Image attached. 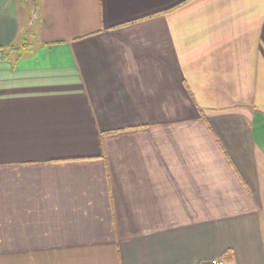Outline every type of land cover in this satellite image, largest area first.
Instances as JSON below:
<instances>
[{
    "label": "crops",
    "instance_id": "crops-1",
    "mask_svg": "<svg viewBox=\"0 0 264 264\" xmlns=\"http://www.w3.org/2000/svg\"><path fill=\"white\" fill-rule=\"evenodd\" d=\"M211 258L264 264V0H0V264Z\"/></svg>",
    "mask_w": 264,
    "mask_h": 264
},
{
    "label": "trees",
    "instance_id": "trees-1",
    "mask_svg": "<svg viewBox=\"0 0 264 264\" xmlns=\"http://www.w3.org/2000/svg\"><path fill=\"white\" fill-rule=\"evenodd\" d=\"M26 44V38H19L18 41L12 43L10 46H9V50L12 51V50H15L16 51V56L17 57H20L21 54H22V46H25Z\"/></svg>",
    "mask_w": 264,
    "mask_h": 264
},
{
    "label": "built area",
    "instance_id": "built-area-1",
    "mask_svg": "<svg viewBox=\"0 0 264 264\" xmlns=\"http://www.w3.org/2000/svg\"><path fill=\"white\" fill-rule=\"evenodd\" d=\"M208 264H224L219 258H211Z\"/></svg>",
    "mask_w": 264,
    "mask_h": 264
}]
</instances>
